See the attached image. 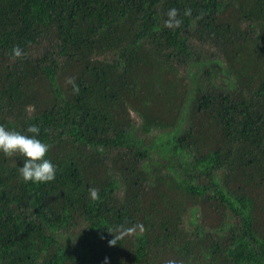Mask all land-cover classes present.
<instances>
[{
    "label": "trees",
    "instance_id": "16d2710c",
    "mask_svg": "<svg viewBox=\"0 0 264 264\" xmlns=\"http://www.w3.org/2000/svg\"><path fill=\"white\" fill-rule=\"evenodd\" d=\"M29 124L56 175L0 153V264H264V0H0Z\"/></svg>",
    "mask_w": 264,
    "mask_h": 264
},
{
    "label": "clouds",
    "instance_id": "9594fccd",
    "mask_svg": "<svg viewBox=\"0 0 264 264\" xmlns=\"http://www.w3.org/2000/svg\"><path fill=\"white\" fill-rule=\"evenodd\" d=\"M13 53L19 55L15 48ZM73 90L78 91V87L74 85ZM39 132L36 124H29L22 131L0 125V153L22 157L17 172L23 182L45 183L55 179L56 166L45 156L49 145L38 138ZM92 195L95 196L94 190ZM112 241H108L109 245L115 244Z\"/></svg>",
    "mask_w": 264,
    "mask_h": 264
},
{
    "label": "rangeland",
    "instance_id": "374dc122",
    "mask_svg": "<svg viewBox=\"0 0 264 264\" xmlns=\"http://www.w3.org/2000/svg\"><path fill=\"white\" fill-rule=\"evenodd\" d=\"M132 116H133V119H134L135 121H138V120H139V118L136 116V114H132Z\"/></svg>",
    "mask_w": 264,
    "mask_h": 264
}]
</instances>
